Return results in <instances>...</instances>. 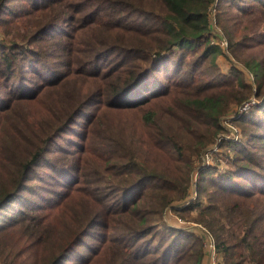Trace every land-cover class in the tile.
I'll return each mask as SVG.
<instances>
[{
    "label": "trees",
    "instance_id": "obj_1",
    "mask_svg": "<svg viewBox=\"0 0 264 264\" xmlns=\"http://www.w3.org/2000/svg\"><path fill=\"white\" fill-rule=\"evenodd\" d=\"M22 1L0 0V263L205 264V237L161 231L169 210L217 264H264V166L245 141L264 135L222 125L254 99L240 122L264 131V0L236 16L221 0ZM223 36L250 81L218 73ZM44 166L63 189L31 203Z\"/></svg>",
    "mask_w": 264,
    "mask_h": 264
},
{
    "label": "rangeland",
    "instance_id": "obj_2",
    "mask_svg": "<svg viewBox=\"0 0 264 264\" xmlns=\"http://www.w3.org/2000/svg\"><path fill=\"white\" fill-rule=\"evenodd\" d=\"M21 2H23V1L22 0H11L10 3H11V5H13L14 3L19 4ZM252 3H253L252 0H221V7L223 10H224V8L225 9L229 8L228 10L230 11V13L232 15L236 16L239 14L240 7H242V5L245 6V5H250ZM5 16L6 15H1L0 17H5ZM213 24H214L215 30L217 32H219V29L222 30L221 27L218 26L219 24H217V21L213 22ZM226 27L234 28V26H232L230 24H226ZM228 39L229 38L225 39L226 43H228ZM215 41L219 42L220 40L217 38ZM220 44H221V42H220ZM222 49H224V51L226 52V55L232 60L229 61V59L227 57L221 56V58H219V60H218V70H219L218 73L223 72L225 74L230 75L232 73L233 67L236 66L238 69L241 70V72L243 71V74L246 75V79L249 80L250 75L247 74V69L243 65H241V63L237 62L235 60L234 56H232L230 53H228V50H227V48H225V46ZM192 59H193L192 57H189L190 62L192 61ZM186 69H187L186 71H188L189 73L196 74V72H197L198 76L201 78V81H206V79L210 78V76H208L207 74H203V72H201V70H196L192 66L191 67L187 66ZM200 72L202 75L200 74ZM256 103H257V101H256ZM91 109L92 108H88L87 112L90 111ZM234 116L235 115H231V117H233V121H232L233 122L232 123V125H233L232 131L233 132L231 131L230 127L226 125L225 121L222 123L223 127L225 128V132H226L224 134V137L226 140H232L233 139V142L242 141L243 133L245 134V132L248 131V128H252L255 130L256 133H258L260 135H264V131L262 129H259L255 125L249 124L246 122H243V123L240 122L241 119H243L241 117L245 116V113L240 115L239 111H238V115L235 117ZM84 123H85L84 118H81L79 120L78 124L74 125L72 127V129H70L65 134H63V138L59 139L57 144L52 147V150L55 151V153L53 155H56L58 153L57 148L59 146H65V147H67V149H70L72 151L75 150V147H71V145L72 144L76 145V144L80 143V140L76 138L75 134L78 133V131H80V129H82V127H84L83 126V125H85ZM233 128H235V129H233ZM228 131H231V132L228 133ZM245 141L247 143V146L250 147V150L255 151V153L257 155L256 158L259 159L261 164L264 166V140H260V141L245 140ZM231 149H230V152L234 153L233 148H231ZM220 151H221V153H224L225 148H222V150H220ZM51 157H52V154H51ZM211 159H212L211 165H216L218 156L216 157V160H215L214 156H212ZM200 165H202V162H200L198 164V166H200ZM203 165H207V164H203ZM219 165L223 169L227 168V166L224 163H220ZM200 171H201V168H198L197 175L194 176L193 185H197V183H198L197 180H199V178H200L198 173ZM48 172H49V168L45 167L43 171L38 170L37 174L34 175V179L31 182L30 186L33 188V190L36 192V194H35V196H33L30 193L26 194L30 198L31 203L36 202L38 204H42L44 199H48L49 197L52 196V194H49V192L52 193L54 191H59V190L63 189L57 184L56 180L47 176ZM244 183H247V181L244 180ZM205 185H207V183H205ZM195 188L196 187H194V186L192 188L193 197L198 198L197 194H194ZM246 189L248 190L249 188H246ZM205 201H206V197H204V202ZM70 208H72V206H70ZM184 220L187 222H185ZM184 220L181 222L180 220H177V218H174L172 213L168 214L166 212L165 213V223L167 224V226H166V228H163L161 231L163 233H165V235L166 234L168 235V234H171L169 232V229L174 228V229H177V231L183 230L184 232H187V233L196 235L198 237L204 238V236L202 235V233L200 231L201 228L195 222H193L192 219H189V220L184 219ZM86 241H91V239L88 237V238H86ZM81 251L84 254L87 253V250L84 248H82ZM73 259H75V257L71 258V260H73ZM219 261H220L219 259H216L215 264L218 263ZM70 263L73 264L72 262H70ZM205 264H214L212 262L211 257H209L208 255L205 259Z\"/></svg>",
    "mask_w": 264,
    "mask_h": 264
},
{
    "label": "built area",
    "instance_id": "obj_3",
    "mask_svg": "<svg viewBox=\"0 0 264 264\" xmlns=\"http://www.w3.org/2000/svg\"><path fill=\"white\" fill-rule=\"evenodd\" d=\"M216 10H214V12H215ZM220 42H221V47L223 48L224 46H225V48H227L228 47V43H226V41H225V37L223 36V38L220 40ZM223 42V43H222ZM251 78H252V76H251ZM256 103V101L254 100V99H252V100H250L249 102H247V103H245L238 111H239V114L241 115V114H244V113H246L249 109H250V107L252 106V105H254ZM238 115V113L235 115V116H237ZM234 116V117H235ZM233 121V117H231V119H229V120H227V121H225V123H226V125L227 126H229L230 127V129H231V131H232V122ZM233 129H235V128H233ZM231 131H228V133L229 132H231ZM233 132V131H232ZM224 136V135H223ZM223 138V137H222ZM213 152H218V148H217V146H215L214 148H213ZM214 154L212 153V152H209V153H207L205 156H203V158H202V164H207L206 166H209V165H211V162H212V156H213ZM197 175V173L195 174V176ZM194 198V197H193ZM187 205H189V202L188 203H185L183 206L184 207H186ZM167 213L169 214V213H172L171 211H167ZM173 214V213H172ZM173 216H174V218H177V220H180L181 222L183 221L182 219H180V218H178L175 214H173ZM199 226V225H198ZM201 229H200V231H201V233H202V235L205 237V248H206V251H207V254L209 255V257H211V259H212V262L215 264V261H216V259H218L217 258V254H216V244H215V242H214V240L213 239H211L210 238V235L208 236V232L204 229V228H202L201 226H199ZM207 238V239H206ZM217 264V263H216Z\"/></svg>",
    "mask_w": 264,
    "mask_h": 264
}]
</instances>
